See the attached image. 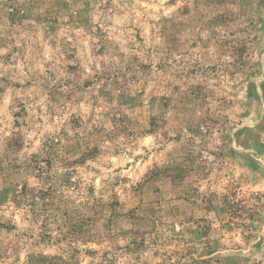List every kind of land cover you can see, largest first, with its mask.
<instances>
[{
    "label": "rangeland",
    "instance_id": "rangeland-1",
    "mask_svg": "<svg viewBox=\"0 0 264 264\" xmlns=\"http://www.w3.org/2000/svg\"><path fill=\"white\" fill-rule=\"evenodd\" d=\"M0 264H264V0H0Z\"/></svg>",
    "mask_w": 264,
    "mask_h": 264
}]
</instances>
